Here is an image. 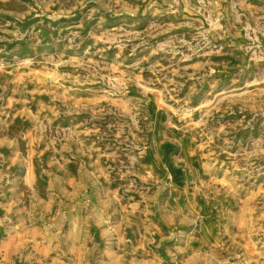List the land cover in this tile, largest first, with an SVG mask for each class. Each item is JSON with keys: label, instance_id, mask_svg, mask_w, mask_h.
<instances>
[{"label": "rangeland", "instance_id": "rangeland-1", "mask_svg": "<svg viewBox=\"0 0 264 264\" xmlns=\"http://www.w3.org/2000/svg\"><path fill=\"white\" fill-rule=\"evenodd\" d=\"M0 264H264V0H0Z\"/></svg>", "mask_w": 264, "mask_h": 264}]
</instances>
